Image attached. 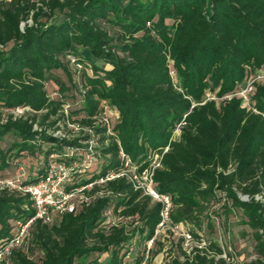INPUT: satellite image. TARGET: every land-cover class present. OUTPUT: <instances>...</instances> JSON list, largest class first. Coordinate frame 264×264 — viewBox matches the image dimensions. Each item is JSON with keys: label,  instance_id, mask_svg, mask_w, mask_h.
Returning <instances> with one entry per match:
<instances>
[{"label": "trees", "instance_id": "1", "mask_svg": "<svg viewBox=\"0 0 264 264\" xmlns=\"http://www.w3.org/2000/svg\"><path fill=\"white\" fill-rule=\"evenodd\" d=\"M82 49L93 61L82 58ZM69 57L82 64L79 77ZM261 68L264 0H0V173L42 158L22 186L35 183L51 155L77 163L64 149L84 151L81 141L93 137L98 168L65 192L91 185L89 193H102L53 224L35 221L29 231L40 263L12 250V264H101L89 260L96 253L107 255L103 264H122L123 247L135 235L152 241L160 204L124 178L106 177L126 161L140 175L153 155L160 156L154 188L170 197L173 224H196L208 205L223 201L253 232L256 258L248 264H264V199H255L264 197V82L254 84L248 109L226 98ZM76 90L78 102L70 106L66 98ZM104 107L117 116L109 133L98 123ZM73 118L91 136L66 140L47 132ZM110 209L139 224L131 233L123 225L104 228ZM33 215L27 194L0 186V252L15 224ZM210 249L212 257L196 249L172 264H225L215 260L220 248Z\"/></svg>", "mask_w": 264, "mask_h": 264}, {"label": "rangeland", "instance_id": "2", "mask_svg": "<svg viewBox=\"0 0 264 264\" xmlns=\"http://www.w3.org/2000/svg\"><path fill=\"white\" fill-rule=\"evenodd\" d=\"M10 1V0H5ZM84 59H93L90 57L88 50L84 49L81 53ZM95 62V61H94ZM97 66H101L100 63H95ZM63 80L65 77L60 73H56ZM78 73L76 77H79ZM172 78L175 76L173 71H171ZM46 90L48 94L53 98H58V94L55 93V86L52 83L46 84ZM75 96L74 99L70 97L66 98L68 105H74L79 99V92L76 90L72 92ZM209 99L213 98V95H207ZM217 101V99H216ZM218 103V101H217ZM23 111L15 112L16 116L22 115ZM110 121H114V114L106 111ZM72 121H65L57 123L52 129H48L47 132L51 134L56 130H59L62 134H65L69 140L77 139L85 135H88L87 128L79 127ZM76 121V120H75ZM37 129L36 127L34 128ZM178 136V132L175 133ZM11 141L10 138L4 140V145H7ZM83 146H96V139L90 138L88 142H85ZM76 158L78 162L76 163L77 170L71 172V181L79 183V175L86 179L89 174L96 171L98 168V162L91 158L87 152L77 153ZM43 164L42 158L37 159H24L18 164H12L11 167L0 173V186L8 187L11 190L17 191V188L22 186L24 182L29 181L34 178L39 168ZM78 171V175H74V172ZM71 181L67 184H72ZM101 184V183H97ZM92 186L88 187H78L72 193L71 196L67 198L64 209H69V207L78 208L81 203L88 199L90 202L95 197L102 196L101 192L95 194L89 193ZM89 193V195L87 193ZM143 196H147L144 195ZM238 197L242 201H247V199L238 194ZM256 200H263L264 197L256 196ZM85 203V202H84ZM151 203H156L151 198ZM225 203L223 201L219 203H213L206 207L204 212L198 215L197 223H179L173 224L171 221L164 228L159 230L152 241H143L138 235H135L129 243L123 247V262L122 264H135L138 259H141L140 264H172L173 261H178L180 263L184 262L186 257H191L196 249L202 250L209 257L214 256L213 251L210 249V244H214L220 248L222 254L216 256L215 260L223 259L225 264H248L249 262L255 260L256 255L254 253V240L253 232L244 224L241 213L235 210H225ZM59 213L51 211L49 213L48 224H53L59 220ZM139 223L135 219H123L115 214L112 209L107 212L105 220L103 222L104 228H109L113 225H123L127 233H131L136 225ZM211 225L212 229L208 226ZM30 227L26 228L23 235L17 242L9 243L6 248L0 252V264H12L10 259L11 251H20L27 258L34 263H40L42 259V253L40 250L31 243L30 237ZM16 233L15 229L13 234ZM98 259L101 264L106 262L107 255L92 254L89 260Z\"/></svg>", "mask_w": 264, "mask_h": 264}, {"label": "built area", "instance_id": "3", "mask_svg": "<svg viewBox=\"0 0 264 264\" xmlns=\"http://www.w3.org/2000/svg\"><path fill=\"white\" fill-rule=\"evenodd\" d=\"M68 60L74 71L79 73L82 70V64L78 63L75 58L69 57ZM260 82H264V68L255 71L253 75L249 76L246 83L240 87L238 91H236L233 95L227 96L226 98L230 99L231 97H235L240 100L241 106L243 108L248 109L250 107V97L253 95V86L255 83ZM103 109V114L100 117L98 123L102 127H105L109 133L117 116L115 112L109 110L107 107H104ZM106 111H109L113 114L115 113L114 121H110L107 114H105ZM79 127L80 126L77 125V128ZM86 133L90 134L91 136L90 130H87ZM51 135L55 138L69 140V138L65 134H62L59 130L52 132ZM88 141H81V144L84 145V143ZM93 148L94 147L92 146H88L84 151H79L75 147L68 146L64 149V156L66 158H74L76 157L77 153L87 152L92 159L96 160L95 151ZM159 161L160 156L153 155L151 157L150 168L142 172L140 175L136 173V168L131 166L128 161H126L124 168L121 171L118 173L109 174L106 177V180L124 178L127 182L132 184L135 190L141 191L142 194L149 196L154 201H156V203L160 204V222L157 225L155 234L170 223V212L172 210V202L170 197L158 194L152 181V172L155 168L159 167ZM75 167L76 162L71 165H67L63 161H57L56 155H51L44 175L41 176L37 182L28 183L17 188V191L29 196V199L32 203V208L34 210V215L24 223L17 222L15 224L16 233L13 234V238L10 241L11 245L12 243L17 242V240H19L23 235L25 229L30 227L35 221L39 220L42 223L47 224L50 221L49 213L51 211H55L61 216L66 212H72L75 210L74 207H69V209L63 208L67 198L71 196L76 190L74 189L69 193L65 192L67 184L71 181V179L68 177H70L71 172L75 171ZM103 182V180H99L97 183ZM84 202L87 203L88 199H85L82 203Z\"/></svg>", "mask_w": 264, "mask_h": 264}, {"label": "crops", "instance_id": "4", "mask_svg": "<svg viewBox=\"0 0 264 264\" xmlns=\"http://www.w3.org/2000/svg\"><path fill=\"white\" fill-rule=\"evenodd\" d=\"M83 50H84V49H82V50L80 51V53H82ZM87 60H90V61H91V59H87Z\"/></svg>", "mask_w": 264, "mask_h": 264}]
</instances>
